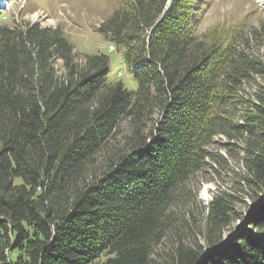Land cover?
<instances>
[{"label":"trees","instance_id":"obj_1","mask_svg":"<svg viewBox=\"0 0 264 264\" xmlns=\"http://www.w3.org/2000/svg\"><path fill=\"white\" fill-rule=\"evenodd\" d=\"M6 1L0 264H264V18L201 33V0H122L97 30L133 91L60 26L7 23ZM197 176L234 189L202 231L183 211Z\"/></svg>","mask_w":264,"mask_h":264},{"label":"rangeland","instance_id":"obj_2","mask_svg":"<svg viewBox=\"0 0 264 264\" xmlns=\"http://www.w3.org/2000/svg\"><path fill=\"white\" fill-rule=\"evenodd\" d=\"M10 6L5 21H40L43 26H60L68 41L78 54H93L97 52L109 56L108 78L112 82L120 81L128 90H137V82L126 71L121 50L110 51L111 42L100 34L97 28L117 8L122 0H10ZM262 4V0H254ZM199 32L203 33L217 25L230 27L238 23L257 25L264 14L252 0H201ZM24 7L22 8V6ZM221 142H225L223 139ZM221 153L228 157L221 148ZM236 168L233 162L229 163ZM239 167V166H237ZM206 175H211L207 173ZM205 177V176H204ZM226 177V176H224ZM228 178V177H227ZM230 179L213 178L203 180L197 176L189 182L190 199L184 206V217L190 220L192 230L202 231L206 215V203L211 201L212 193L220 189L234 193ZM236 189V188H235ZM236 194L235 212L245 214L249 209V198ZM183 213V212H181ZM245 216V215H244ZM192 220L194 224L192 225ZM189 222V221H188ZM242 226V221L235 220L224 232L225 237L236 233ZM197 234V233H196ZM199 242L204 243V237L198 236Z\"/></svg>","mask_w":264,"mask_h":264},{"label":"water","instance_id":"obj_3","mask_svg":"<svg viewBox=\"0 0 264 264\" xmlns=\"http://www.w3.org/2000/svg\"><path fill=\"white\" fill-rule=\"evenodd\" d=\"M236 233H237V232H236ZM236 233L230 235V236L227 238V240H228L229 238L233 237Z\"/></svg>","mask_w":264,"mask_h":264},{"label":"bare ground","instance_id":"obj_4","mask_svg":"<svg viewBox=\"0 0 264 264\" xmlns=\"http://www.w3.org/2000/svg\"><path fill=\"white\" fill-rule=\"evenodd\" d=\"M262 1H264V0H262Z\"/></svg>","mask_w":264,"mask_h":264}]
</instances>
